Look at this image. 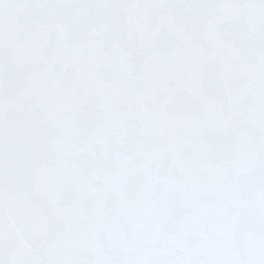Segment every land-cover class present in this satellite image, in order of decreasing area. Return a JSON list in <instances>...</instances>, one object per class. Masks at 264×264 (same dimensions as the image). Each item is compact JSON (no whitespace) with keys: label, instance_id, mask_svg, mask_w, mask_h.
<instances>
[{"label":"snow or ice","instance_id":"obj_1","mask_svg":"<svg viewBox=\"0 0 264 264\" xmlns=\"http://www.w3.org/2000/svg\"><path fill=\"white\" fill-rule=\"evenodd\" d=\"M0 264H264V0H0Z\"/></svg>","mask_w":264,"mask_h":264}]
</instances>
